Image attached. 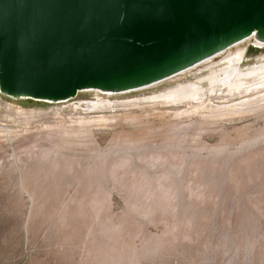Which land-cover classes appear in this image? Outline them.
<instances>
[{"label":"rangeland","instance_id":"obj_1","mask_svg":"<svg viewBox=\"0 0 264 264\" xmlns=\"http://www.w3.org/2000/svg\"><path fill=\"white\" fill-rule=\"evenodd\" d=\"M250 39L253 64L264 48ZM159 88L105 96L119 107L87 127L68 108L95 91H0V264H264V109L145 116L120 103Z\"/></svg>","mask_w":264,"mask_h":264},{"label":"water","instance_id":"obj_2","mask_svg":"<svg viewBox=\"0 0 264 264\" xmlns=\"http://www.w3.org/2000/svg\"><path fill=\"white\" fill-rule=\"evenodd\" d=\"M252 35L264 41V0H0V91L132 90Z\"/></svg>","mask_w":264,"mask_h":264},{"label":"bare ground","instance_id":"obj_3","mask_svg":"<svg viewBox=\"0 0 264 264\" xmlns=\"http://www.w3.org/2000/svg\"><path fill=\"white\" fill-rule=\"evenodd\" d=\"M252 37L255 46L264 48V41L252 35L194 66L146 86L122 92L81 90V93L95 91L96 97L93 100L79 99L71 102L69 115L63 113V106L58 107V114L67 115L71 121L87 127L107 120L106 114L93 115L95 110H114L119 107V101L111 102L105 96L143 92L154 87L160 88L149 95L143 93L141 97L120 103L123 108L140 111L145 116H243L258 113L264 109V55L257 62L248 63L249 47L246 42L251 41ZM102 93L108 95L101 96ZM237 96L245 99L238 98L239 101L231 103ZM217 98L224 99V102L215 103Z\"/></svg>","mask_w":264,"mask_h":264}]
</instances>
